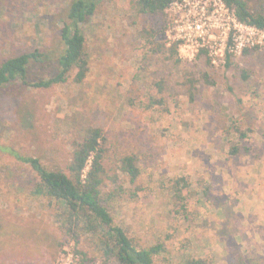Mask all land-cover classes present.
Returning a JSON list of instances; mask_svg holds the SVG:
<instances>
[{
	"label": "rangeland",
	"instance_id": "obj_1",
	"mask_svg": "<svg viewBox=\"0 0 264 264\" xmlns=\"http://www.w3.org/2000/svg\"><path fill=\"white\" fill-rule=\"evenodd\" d=\"M137 1L97 0L81 26L82 83L74 69L49 87L0 89V264H108L97 236L72 235L65 207L9 151L66 170L87 126L105 136L102 203L139 246L164 244L155 264H264V39L224 58L173 52L168 12L141 13ZM247 1L264 14V0ZM70 2L0 0V63L37 50L29 81L55 75ZM126 155L137 158L135 182Z\"/></svg>",
	"mask_w": 264,
	"mask_h": 264
},
{
	"label": "trees",
	"instance_id": "obj_2",
	"mask_svg": "<svg viewBox=\"0 0 264 264\" xmlns=\"http://www.w3.org/2000/svg\"><path fill=\"white\" fill-rule=\"evenodd\" d=\"M172 1L138 0L137 3L141 13L158 14L165 12ZM225 2L240 21L264 31V14L252 11L247 0H225ZM96 8L97 0H71L68 7V22L62 30L65 48L58 58L55 75L32 83L28 79L29 66L31 61H42L43 53L34 50L11 55L0 63V89L15 80L31 87H49L66 82L74 69H76L74 81L82 83L88 75L90 66L85 50L86 37L81 26L95 13ZM177 45L178 43H174L173 52H176ZM242 74L244 78L247 77L245 70ZM103 141L105 136L101 128L87 126L83 140L73 142L71 159L66 170L48 169L38 157L23 156L13 150L9 151L19 160L28 162L38 173L40 182L35 190L55 198L65 207L62 215L67 217L64 222L72 235H77L78 229H84L97 236L104 260L108 264H155V257L166 250L164 244L158 242L148 247L139 246L122 226L114 224L112 215L102 203L101 187L106 172L103 165L106 151ZM121 168L129 174L132 182H135L140 175L135 155H126L122 159ZM183 181H185L183 178L176 180L178 199L184 198L182 187L188 185ZM74 240L78 244L77 236ZM75 251L84 254L77 248ZM189 261L205 264L202 260Z\"/></svg>",
	"mask_w": 264,
	"mask_h": 264
},
{
	"label": "built area",
	"instance_id": "obj_3",
	"mask_svg": "<svg viewBox=\"0 0 264 264\" xmlns=\"http://www.w3.org/2000/svg\"><path fill=\"white\" fill-rule=\"evenodd\" d=\"M166 11L169 38L180 49L204 48L224 58L242 54L257 37L264 39V31L240 21L225 0H173Z\"/></svg>",
	"mask_w": 264,
	"mask_h": 264
}]
</instances>
